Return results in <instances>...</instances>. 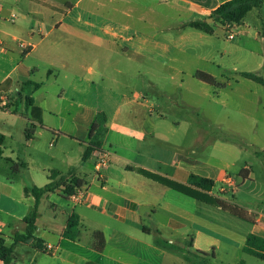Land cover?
Masks as SVG:
<instances>
[{"label":"crops","instance_id":"crops-1","mask_svg":"<svg viewBox=\"0 0 264 264\" xmlns=\"http://www.w3.org/2000/svg\"><path fill=\"white\" fill-rule=\"evenodd\" d=\"M228 1L230 0H152V3L169 6L179 16L187 15L188 19L178 25V32H182V27L191 28L188 25L190 22L209 18L219 6ZM26 3L35 18L44 11L56 10L65 14L48 32L49 37H55L44 43L43 55L48 66L50 84L42 105L43 123L27 118L25 114H21V118L31 124L30 130L33 131V136L27 139V143H34L37 137H49L50 145L54 149H62L58 156L59 162L68 169L66 172L52 168L48 171L45 183H35L32 175L30 178L24 176L23 171H29L32 165L28 157L8 149L7 139L14 140L15 130L6 133L0 129V134L4 136L3 154L0 156V238H4L6 245L11 246L16 234H26L27 225L24 218L34 208L35 199L31 193L34 187L41 188L50 183L58 185L65 180L69 183L78 179L83 181L82 188L86 190V197L79 204L71 202V211L63 224L57 222V214L54 213L55 216L44 223L42 231L39 227L40 219L37 220L35 237L42 240L45 247H53L52 255L39 250L32 239V242H19L15 245L13 264H40V258L42 264H52L43 260L46 257L54 259L53 264H157L153 261L155 256L161 261L168 258L173 251L170 247H176V243H184L188 238H191L189 243L193 253L190 250L187 252L193 255L192 257H207L213 254L214 260H219L221 264H239L241 260H245V255L254 257L246 254L243 248L249 235L264 239V194L250 188L254 182L252 169L246 166L237 175H233L230 170L235 166L234 162H217L211 154L205 156L203 151L212 140L209 137L203 143L197 141L200 145L194 142L190 149H185L173 141V138L163 131L162 124L172 126L169 118L163 113H158L157 102L145 95L148 87L161 91L156 82L150 80V83H147L143 80L146 72L142 68L147 61L154 63L165 60L168 63H176L175 52H183L178 47L180 43L173 41L172 37L168 38L171 39L169 43L160 40L162 27L158 30L159 36L156 32L152 40H148L146 34L130 33L131 28L128 26L120 27L118 32L114 26L105 28L99 23H84L80 18L66 20L72 16L79 2L26 0ZM42 4L45 6H41ZM6 14L7 11H2L3 19ZM154 25L157 27L158 23ZM231 29L237 30L243 38H250L259 45L260 51L255 52L244 47L245 40L239 41V44L235 43L234 53L246 60L250 59L255 66L243 72L261 76L260 71L264 68V6L260 10L251 11L242 24H234ZM167 30L170 31L171 28ZM36 33L35 29L31 30V39ZM213 34H216L214 28L213 33L208 35ZM40 35L43 40L46 39V36ZM84 35L87 38L84 39ZM0 36L3 40V47L0 49V112L6 110L4 114L8 115L18 111L15 113V116H18L19 104H23L26 110L25 102L18 100L22 85L24 82L33 81L30 79L31 74L37 70L30 72L24 64H17L10 70L4 69L3 64L8 61L9 55L7 47L13 43L1 33ZM181 36L183 34L180 35V40H184ZM13 40L16 42L17 39ZM84 41L92 42V45L98 48L99 55V52L104 51L109 54V58L95 56L91 62L84 65ZM207 43L210 46V41ZM24 45L30 49L23 53L26 58L33 54L35 44L27 42ZM215 47L221 57L233 53L225 47ZM126 58L135 64L134 75L129 80H112L115 72L130 75L125 63ZM84 70L88 72L86 78ZM18 76H23L25 79L21 80L24 81L21 82ZM241 78L248 80L242 76ZM140 80L142 87L137 84ZM224 84L227 86L228 83ZM44 87L45 85L41 84L37 91ZM15 91H19L17 100L12 104V108L8 109L7 105L13 102ZM254 91L258 92L255 88ZM26 94L27 92L23 93V96ZM33 100L35 105V99ZM256 103L261 104L262 97L258 96ZM83 107L91 112L88 120L83 119ZM33 109L34 107L26 112L30 113ZM172 124L177 125L174 122ZM216 141L220 142L219 144H227V141L221 138L214 140ZM97 145L111 153L110 164L104 172L105 181H99L95 174L97 155L94 147ZM91 147L93 149L88 153ZM74 152H79V164L76 167L74 164L78 161ZM86 152L87 157L84 158ZM48 156L51 161L57 160L54 153ZM21 164L26 167H20L15 173L13 165ZM129 167L142 168L181 183H187L191 175L212 179L215 187L211 195L225 201V205L220 208L194 200L130 170ZM244 188L250 189L249 196L239 198ZM59 191L56 189L55 192L47 194L42 199L39 210L51 194L62 197ZM62 199L70 202L66 195ZM197 203L207 206L204 208L205 217L212 220L196 216ZM52 205L55 210H59L57 203L53 202ZM163 208L170 213L167 219L170 235H180L181 239L175 242L173 239L164 238L160 229L153 231L144 223L147 216H158ZM59 211L67 214L66 209L61 208ZM86 211L91 213L95 223L85 215ZM72 214L79 217L80 231L76 241L63 236ZM101 218L107 220L100 226L96 224V220ZM95 231L104 234L106 246L102 251L93 246ZM52 236L56 237L55 242L49 240ZM152 236L155 240L148 242L146 239ZM158 237L167 241L170 246L158 245ZM0 264H3L1 260Z\"/></svg>","mask_w":264,"mask_h":264},{"label":"rangeland","instance_id":"rangeland-1","mask_svg":"<svg viewBox=\"0 0 264 264\" xmlns=\"http://www.w3.org/2000/svg\"><path fill=\"white\" fill-rule=\"evenodd\" d=\"M71 1L73 3L79 2V5L73 11L72 16L66 18L68 21L80 18L84 23H99L105 28L114 26L115 31L118 32H120V27L128 26L131 28L130 33L139 32L140 34H146L148 40H152V36L156 32L159 36L158 30L162 27L163 34L160 36V40L162 39V41L168 43L171 41V39H168L170 37L173 38V41L177 40V43H180L178 47L183 52H175L176 63H168L165 60L154 63L147 61L145 67L142 68L146 72V76L142 79L147 83H150V80L156 82L157 87L161 91L158 92L157 89H149L150 87H148L145 95H149L157 102L156 111L168 117L173 126L162 124L163 131L168 133L173 138V141L175 140L185 149H190L194 142L200 145V142L203 143L206 138H211L210 144L208 143L209 146L203 151L205 156L211 154L217 162H234L235 166L230 170L233 175H237L246 166L251 168L254 182L250 188H254L264 194V87L241 78L243 71L255 68V66H253V62L250 59L246 60L239 54L234 53L235 43L239 44V41L245 40L243 42L244 47L255 52L260 51L259 45L250 38H243V36L238 34L237 30L223 27L222 24L214 21L210 22V24L215 29V35H208L195 29H185L184 27H182V32H178L179 23L188 19L187 15L179 16L169 6L155 5L152 0ZM0 4L3 8V13L7 11L6 18L0 17V33L5 39L13 43L7 47L9 52L8 61L3 64V68L10 70L17 64H24L30 69V72L34 69L37 70L34 74H31L30 79L45 85L44 88L35 92L32 96L36 103L32 112L27 113L24 106H22L23 104H19L20 114L18 116L20 117L15 116L16 114L13 112L14 115H6L4 114L6 110L0 112V129L6 133L15 130L14 140L7 139L8 149L23 157L24 155L28 157V161L32 165L29 171L22 170L25 172L24 176H29L28 178H30V175H32L35 183L42 184L43 182L45 183L48 171L52 168H58L66 172L68 168L63 167V164L59 162L58 156L62 149H54L50 145L51 140L49 137H37L34 143H27L28 133L32 127L28 121L22 119L21 114L27 115L26 117L29 119L43 123L42 105L47 97L46 92L50 84L48 82V66L43 55L44 43H48L50 39L55 37H49L48 32L56 21L65 17V14L56 10L44 11V13L37 15V18H35L29 12L26 0H0ZM41 6L45 5L42 4ZM263 6L264 0L262 5L254 10H260ZM46 8L49 7L46 6ZM36 20L38 21L36 22ZM155 23H158L157 27L154 25ZM168 28H171V30H167ZM32 29L37 32L33 39H31L30 35ZM40 34L46 36V39L43 40ZM182 34L183 36L181 37L184 40H180V35ZM229 34H232L234 38L230 40ZM85 38H87L86 35H84ZM13 39H17L16 42H13ZM208 41H210V46L207 43ZM27 42L35 44V50L32 55L25 58L23 53L30 50L29 47L24 45ZM172 45L173 47L175 46V44ZM215 46L225 47L233 51V53L230 52V55L221 57L217 53ZM99 53L100 55L98 54V48L93 46L92 42H83L82 59L84 65L91 62L90 60L95 58V56L109 58V54L104 53V51ZM125 63L128 65L127 70H129L130 75H122L115 72L111 78L112 80L122 81L123 78H128V80L132 78L135 64L129 61L128 58H126ZM198 71L213 75L217 83L228 84L226 87L221 88L202 83L195 77ZM260 75L264 77V68L260 71ZM84 77H88L86 70H84ZM18 79L25 78L18 76ZM237 81L240 83H237ZM137 84L142 87V80L137 82ZM254 88L258 92H255ZM18 93L19 91H15L13 102L7 105L8 109H11L12 104H15ZM258 96L262 97V103L259 105L256 103ZM67 107L68 105H66ZM82 114L84 120H88L91 116L90 110L85 107L82 108ZM173 122L177 125H173ZM102 132L103 130L100 133ZM218 138L226 140L227 144L214 142ZM51 153L56 155L57 160L51 161L48 156ZM73 154L78 161L74 164V167H76L79 164V152H74ZM239 180L242 183L241 177H239ZM66 184L68 183L65 180L61 184L55 185L61 191V193L59 191V194L62 197H65L62 191L65 189ZM249 191L250 189L244 188L239 198L248 197ZM62 197L54 193L43 202L38 217L41 230L44 223L55 216L54 213L57 214V222L59 224H63L67 220L73 202L69 198L70 202H68ZM53 202L59 205V210L61 208L66 209L67 214H62L59 210H55L52 205ZM196 206L198 207H196L195 214L198 218L212 220L209 217H205L204 208L207 206L198 203ZM84 213L95 223V219H93L89 211ZM41 214L42 217L40 218ZM169 216L170 213L163 208L158 216L153 215L151 218L147 216L144 223L153 231L160 229L164 234V238L173 239L172 241L175 242L181 238L179 237L180 235H170L167 227ZM105 220L107 219H97L96 224L101 226L102 223L106 222ZM154 236L146 240L153 242L155 240ZM190 239L188 238L184 243H176V247H170L173 251L168 258L161 261L158 256H155L154 260L153 258L152 260L157 262V264H221L219 260H214L213 254H209L207 257L204 256L205 258L200 255L192 257L193 255L187 252L188 250L191 251ZM49 240L55 242L56 237L52 236ZM186 257H189L191 261H187ZM244 259L247 264H264V261L254 257L245 255ZM43 260H47L52 264L55 261L51 257H46ZM39 262L42 264L41 258Z\"/></svg>","mask_w":264,"mask_h":264},{"label":"trees","instance_id":"trees-1","mask_svg":"<svg viewBox=\"0 0 264 264\" xmlns=\"http://www.w3.org/2000/svg\"><path fill=\"white\" fill-rule=\"evenodd\" d=\"M263 0H230L228 2L223 3L216 9L209 18L203 21H192L188 25L191 28L203 31L207 34L213 33V27L206 20L213 19L215 23H220L223 26L227 24H242L247 15L262 5ZM241 76L248 80H251L259 85L264 86V77L258 76L257 74L250 72H242ZM195 77L211 86L216 87H226V84L217 83L215 77L209 73L204 71H198ZM41 88V84L27 81L24 82L22 88L20 90V98L18 100L20 102L24 101L26 105V111L30 108L34 107V100L31 96L32 93L39 90ZM27 92L25 96L23 93ZM18 111H15L17 113ZM97 125V124H95ZM95 125L93 128H95ZM33 136V131L30 130L28 133V139H31ZM4 142V136L0 134V156L3 154L2 144ZM102 147L97 145L94 147L95 150H99ZM93 148L91 147L88 150L91 151ZM87 157V152L84 155V158ZM25 168V164L13 165L12 169L15 173L19 171V168ZM130 170L137 172L138 174L153 180L157 183L168 187L169 189L181 193L187 197H190L194 200L206 203L208 205H212L215 207H224L225 201L218 197H214L211 195L215 187V182L212 179L203 178L197 175H191L187 183H181L170 179L168 177L144 170L138 167H129ZM243 175V172H242ZM245 176V175H244ZM52 177V176H51ZM53 179V178H51ZM65 189L63 193L66 196H69L75 192H78L83 187V181L78 179H73L71 182L65 185ZM57 187L53 184H48L44 187H34L31 190V193L35 199L33 210L24 218V222L27 225L26 234H16L14 238V243L11 246L6 245V241L4 238H0V260L3 264H13L14 262V247L19 242H27L29 239H33L37 245V248L42 252L52 255L53 251L49 250L48 247L43 245V241L35 237V233L37 230V220L39 217V206L41 204L42 199L49 193L55 192ZM79 217L76 214H72L68 220L67 227L63 232V236L69 240L76 241L79 237ZM94 237V248L98 251L104 250L106 246V240L104 234L101 231H95L93 233ZM156 243L161 246L169 247V243L164 241L162 238H156ZM191 245V244H190ZM243 251L251 256H254L260 260L264 261V239L255 235H249ZM187 261H191L189 257L185 258ZM95 264V263H89ZM239 264H247L244 260H241Z\"/></svg>","mask_w":264,"mask_h":264},{"label":"built area","instance_id":"built-area-1","mask_svg":"<svg viewBox=\"0 0 264 264\" xmlns=\"http://www.w3.org/2000/svg\"><path fill=\"white\" fill-rule=\"evenodd\" d=\"M2 15V6L0 4V17ZM232 24H227L226 28L231 29ZM229 39H233L234 36L232 34H229ZM3 47V40L0 36V49ZM96 163H95V174L96 177L99 181L105 180V170L110 164V158H111V153L104 149L101 148L99 150H96ZM86 197V190L84 188H81L78 192H75L71 195L68 196V198L74 203V204H79L81 203ZM48 249L53 251V247L48 246Z\"/></svg>","mask_w":264,"mask_h":264},{"label":"water","instance_id":"water-1","mask_svg":"<svg viewBox=\"0 0 264 264\" xmlns=\"http://www.w3.org/2000/svg\"><path fill=\"white\" fill-rule=\"evenodd\" d=\"M206 21H207L208 23H210V22H212V21H214V20L211 18V19L206 20ZM28 242H32V239H29Z\"/></svg>","mask_w":264,"mask_h":264}]
</instances>
